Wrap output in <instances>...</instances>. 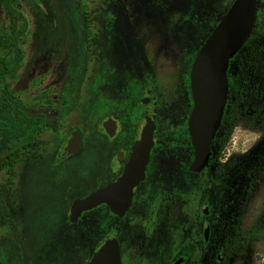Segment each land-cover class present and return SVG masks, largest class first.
Masks as SVG:
<instances>
[{
  "label": "rangeland",
  "instance_id": "rangeland-1",
  "mask_svg": "<svg viewBox=\"0 0 264 264\" xmlns=\"http://www.w3.org/2000/svg\"><path fill=\"white\" fill-rule=\"evenodd\" d=\"M231 1H14L12 5L21 18L10 14L4 0H0V58L8 60L14 70L6 80L24 111L45 121L29 135L37 142L35 154L14 167L15 209L8 223L0 227V264L86 263L90 249L104 235L106 216L103 209L97 208L78 223H70L67 209L74 198L72 190L103 182V166H108L114 151L121 147V124L133 105L145 102L149 94L156 100L155 138L164 142L153 150L149 178H162L166 186L173 188L174 198L175 191L183 190L184 181L198 177L186 168L192 159L186 129L191 109L187 74L194 53ZM142 22L159 34L158 54L167 57L172 66L164 79L156 71L153 60L144 54L142 41L137 39L136 29ZM86 24L91 34L85 48ZM254 30H260L264 37V0H257ZM14 33L18 35L21 50L17 64L10 43ZM236 63H240L239 58ZM242 70L238 68L235 74ZM228 73L231 83L227 99L237 104L236 125L222 155L211 165L213 172L232 165L253 149L260 138L255 143L251 138L256 132L262 135L264 122V59L259 69L261 93L257 98L260 100L255 96L237 103L240 74H234L232 83V62ZM1 83L0 80V86ZM107 117L117 123L114 136H108L102 127ZM143 124L144 120L140 126ZM73 129L81 132L82 147L76 155L64 157L63 147ZM171 141L177 142L176 146L167 145ZM249 144L248 151H239ZM5 172L0 167V178ZM261 181H264V164L238 203V220L234 224L238 242L225 257L220 241L219 264H251L252 248L241 232L239 217L242 206ZM68 194L71 195L65 198ZM177 197L168 201V213L160 215L161 222L177 226L186 223L185 214L180 213L182 200ZM204 206L209 209L205 203L199 204L197 210L200 227L210 225L208 218L201 215ZM141 219L126 216L115 224L120 226L122 236L128 234L139 240ZM250 231L264 232V216ZM208 242L204 247V263L214 264L216 249L211 255ZM124 261L127 262L126 256Z\"/></svg>",
  "mask_w": 264,
  "mask_h": 264
},
{
  "label": "trees",
  "instance_id": "trees-1",
  "mask_svg": "<svg viewBox=\"0 0 264 264\" xmlns=\"http://www.w3.org/2000/svg\"><path fill=\"white\" fill-rule=\"evenodd\" d=\"M18 0H4L5 9L12 15L23 18L12 5ZM82 1V0H81ZM216 24V23H215ZM26 21L23 19V28ZM261 31L254 30L245 41L241 49L230 59L227 69L228 85L230 86L229 69L232 62V83L234 76L240 74V88L237 93V103L247 102L251 97H260L259 69L264 59V37ZM91 31L89 25L84 27L85 48L89 41ZM15 63L19 62L21 50L18 44V35L14 33L10 37ZM240 63H236V59ZM242 67L241 73H236ZM14 70L10 68L8 60L0 58V167L5 168V174L0 178V227L5 226L11 218L15 209V181L16 172L14 167L22 160H26L35 154L37 142L29 138L30 133L40 129L45 121L43 117L29 116L22 107V103L13 93L10 82L6 80L7 75L12 76ZM235 74V75H234ZM260 100V98H257ZM237 104L227 99L220 126L211 142V153L209 165L200 173L194 174L203 180L205 199L210 205L211 219L213 211L219 210V237L222 244V256H227L233 249V244L238 242L235 225L237 222V206L240 200L250 190L253 176L264 164V122L262 124V135L257 144L247 152L241 159L227 164L215 172L211 165L222 155L223 149L236 125L235 109ZM143 112H133L122 124V130L126 134L124 143L130 146L136 136L138 125L142 121ZM171 145L175 142H171ZM189 145V143H188ZM215 190H219V204L216 207L213 197ZM224 191V192H223ZM216 213V212H215ZM214 231H211L209 242L213 246Z\"/></svg>",
  "mask_w": 264,
  "mask_h": 264
},
{
  "label": "water",
  "instance_id": "water-1",
  "mask_svg": "<svg viewBox=\"0 0 264 264\" xmlns=\"http://www.w3.org/2000/svg\"><path fill=\"white\" fill-rule=\"evenodd\" d=\"M257 0H233L224 15L196 51L189 73V88L192 109L187 119V130L193 148V159L188 168L199 172L206 167L210 145L218 130L228 98L227 69L229 60L241 49L250 37L256 16ZM156 108L146 112L140 137L133 144L129 159L122 174L111 184L100 187L73 202L68 220L75 222L80 213L100 203L122 216L128 208L131 188L144 178L150 148L153 144ZM103 127L113 135L116 124L108 118ZM81 147V134L73 129L63 154L69 155ZM206 211V209H204ZM205 239L208 228L204 230ZM182 258L173 264H179ZM119 245L114 234L108 235L94 249L86 264H119Z\"/></svg>",
  "mask_w": 264,
  "mask_h": 264
},
{
  "label": "flooded vegetation",
  "instance_id": "flooded-vegetation-1",
  "mask_svg": "<svg viewBox=\"0 0 264 264\" xmlns=\"http://www.w3.org/2000/svg\"><path fill=\"white\" fill-rule=\"evenodd\" d=\"M194 55L192 57L191 63L193 61ZM191 63L187 74L188 86H189V73H190ZM189 99L191 101V109H192L193 103L190 95V88H189ZM153 106H155L156 108V100L151 96V94H149L145 99V102H139L136 105H133L131 110L126 115V120L133 112L137 111L138 113L143 112L142 120H144L145 123L146 112L151 108H153ZM108 118L114 120L111 117H107L106 119ZM114 122L116 124V127L113 135H109L104 129V131L108 136H114L116 133L117 123L115 120ZM140 123L138 125L137 136L134 142L138 140L140 137V133L143 127L140 126ZM122 124L120 128L122 135L121 147L120 149L114 151L112 160L108 161V166L107 165L103 166L102 171H103V175H105L103 182L99 184L88 183L76 189L74 188L72 190L73 192L71 193L74 195V198H72V201L68 206L67 218L69 216L71 205L75 200L85 197L90 192L100 187L111 184L122 174L124 166L129 159L134 144L133 142L130 146L125 145L124 138L126 134L122 130ZM186 129H187V120H186ZM187 135H188V143H189L188 146L192 148L188 130H187ZM171 142H175V141H171ZM171 142H167V145L176 146L177 142H175V144L173 145L170 144ZM157 144H164V142L162 140H157L155 138V133L153 131V144L149 151L148 162L145 166L144 178L141 179L137 184H135L131 188L130 203L122 216H119L118 214L112 212L106 203H100L91 209L82 211L75 222H70L68 220L70 223L76 224L88 212H91L97 208H101L103 209V211H105L106 220H105L104 235H101L97 239V242L94 245V247L90 249V256L89 259L86 261V263L91 259L95 247L108 235L114 234L119 245V251H120L119 264H173L176 260L180 258H182V260L179 262V264H205L204 247L206 241L210 239L211 225L213 226L212 231H214L213 246H214V250L216 249L214 264L220 263L219 210L213 211V219L211 222L210 205H209V209L207 206H204L201 209V215L208 218L210 225H207L205 227H200L197 221L198 205L205 203L209 204L205 199L203 180L201 178L194 177L193 179H191L190 182L184 181L183 190L180 193H178V191H175L174 198L172 197L173 188L171 186L170 187L166 186L167 184H164L162 182L163 180L162 178H159L158 176L149 178L150 169H151L150 162L153 158V150ZM81 147H82V138H81ZM80 149L69 155L63 154V156L64 157L74 156L80 151ZM210 153H211V145H210ZM192 159H193V148H192ZM26 160H28V158ZM209 160H210V155H209ZM209 160L206 167L209 165ZM189 164H187L186 168L188 172L193 176L194 174L200 173L202 170L206 168L205 167L199 172H192L188 168ZM168 190H170V192H167ZM215 191L216 193H214L213 200L217 207L219 204L220 191L219 190H215ZM71 194L65 195V198H68V196ZM176 195L179 196L177 197V199L179 198L180 200H182L181 201L182 203L180 205L181 208L180 213H184L185 214L184 216L186 217V221H185L186 223L180 226L171 225V224L168 225L167 223L165 224L159 220L160 215H162L164 212L166 214L168 213V211H166V209L168 208V201L171 198L175 199ZM204 209H206V211ZM126 216H132L136 218L142 217L141 219L142 226L139 228V232H140L139 240H137V238L128 237V234H124L122 236V231L120 230V226H117L115 224V222H119ZM110 224L111 226H109ZM206 228H208L207 239H205L204 236V230ZM149 248H152V251H149L148 250ZM125 256L127 257V262L124 261Z\"/></svg>",
  "mask_w": 264,
  "mask_h": 264
},
{
  "label": "clouds",
  "instance_id": "clouds-1",
  "mask_svg": "<svg viewBox=\"0 0 264 264\" xmlns=\"http://www.w3.org/2000/svg\"><path fill=\"white\" fill-rule=\"evenodd\" d=\"M136 36L138 40L142 41L144 54L153 60L156 71L162 79L166 78L171 73L172 66L167 57L158 54L159 34L152 31L148 24L142 22L136 29ZM260 136L261 133H254L251 142L255 143ZM249 147L251 144L239 149V151L246 152ZM261 216H264V181L258 183L256 191L242 206L239 217L241 232L249 239L252 248L251 264H264V232L250 231ZM238 264H242V262H238Z\"/></svg>",
  "mask_w": 264,
  "mask_h": 264
}]
</instances>
